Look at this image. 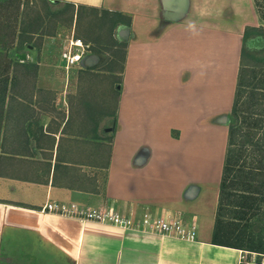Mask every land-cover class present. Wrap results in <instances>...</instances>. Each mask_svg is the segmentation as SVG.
<instances>
[{
    "label": "crops",
    "instance_id": "obj_1",
    "mask_svg": "<svg viewBox=\"0 0 264 264\" xmlns=\"http://www.w3.org/2000/svg\"><path fill=\"white\" fill-rule=\"evenodd\" d=\"M61 1L132 17L117 95H100L116 103L40 79L29 100L15 95L20 108L7 102L0 264H238L242 248L216 243L214 231L244 37L263 19L256 0ZM39 64L42 77L48 62ZM47 202L197 229L123 227L44 210Z\"/></svg>",
    "mask_w": 264,
    "mask_h": 264
},
{
    "label": "rangeland",
    "instance_id": "obj_2",
    "mask_svg": "<svg viewBox=\"0 0 264 264\" xmlns=\"http://www.w3.org/2000/svg\"><path fill=\"white\" fill-rule=\"evenodd\" d=\"M256 2L258 10L263 16L259 26L264 27V0H256ZM16 7L17 5L15 4L13 6L4 4L0 7L3 17L11 16L12 24H14L13 21L15 19L13 9ZM21 8L22 11L18 18L19 35L17 36V41L11 47H8L7 50L0 48L1 53L7 54L12 61L13 67H15V71L12 72L10 78L15 75L16 80H13V78L10 81L5 100L6 105L7 102H10L13 109L14 107L20 108L23 104L15 101V95L22 94V96H19L24 100H29L27 97L31 96L36 90L37 79L38 81L40 79L42 82H44L43 80H49L44 82L46 85H61L62 89L66 91H76L78 89L92 91L91 93L96 97L87 98L86 101L91 99L94 104L99 102L100 105L114 108L116 101H112L108 97L102 99L101 96H107L110 93L113 96L112 99H114V95H117L116 89L119 87L118 82L115 80L120 77L119 72L125 54V47L123 45L113 46L111 37L113 34L115 39L123 44L128 39L127 35L124 36L120 33L122 29L128 27L127 25L126 27L124 26L125 24L120 20V17L113 16L116 19V24L111 28V25L106 23L108 20L104 18L105 16L102 15V12L96 13L86 8L81 10L80 17L77 19V16L74 15V9H70V6L59 0H24ZM37 26L39 32L34 33L31 31ZM29 29L30 31H28ZM89 35L94 37V39H101L100 42L94 41L92 43L94 48L90 50V55H96V61L92 60V65L89 68L76 66L68 69L61 54L63 47L69 43L73 36L87 42ZM247 36L245 37L246 39L248 38L245 44L248 49L249 64L254 65L255 72H257L259 77H263L262 65L264 64L261 65L260 61H264V29H252ZM41 60L48 62V66H45V64L42 68V77L39 66ZM50 62L52 63L51 66ZM38 75L40 78L37 77ZM52 79L55 82H52ZM22 98L21 101L23 100ZM47 99L50 100L51 98ZM70 100L73 104L79 102L78 99L74 100L71 98ZM11 121H13V118ZM5 126H7V122L2 121L0 124V137ZM248 152L243 155L236 167L239 169L242 166L241 163L246 161V166L257 171L256 166L259 165L258 155L251 148H248ZM253 187L250 186L248 189L253 190ZM231 190V193H233L231 199L235 202L227 203L224 211L225 219L230 222L229 226L231 227L237 226L241 229L247 224L257 234L254 243L259 245L260 242L258 240L260 238L264 240V189L258 194L261 197L259 207H256L255 210H249L247 217L241 219V222H239L240 220H238L237 216L243 208L237 206L236 201L245 192L243 187L238 185L231 188ZM253 211L257 212L254 214ZM236 233L235 231L233 237L231 236L232 234L229 237L236 239ZM244 239L246 240H242V242L248 243L247 238Z\"/></svg>",
    "mask_w": 264,
    "mask_h": 264
},
{
    "label": "trees",
    "instance_id": "obj_3",
    "mask_svg": "<svg viewBox=\"0 0 264 264\" xmlns=\"http://www.w3.org/2000/svg\"><path fill=\"white\" fill-rule=\"evenodd\" d=\"M22 2H24V0H0V7L4 4H8V6H13V4L17 5V7L13 9L15 17L13 21L14 24L11 23V16L3 17L1 14L2 11H0V48L2 49L7 50L8 47H11L17 41V36L19 35L18 18L22 11ZM61 2L70 6V9H74V15L77 16V19L80 17L81 10L89 8L96 13L102 12V15L105 16L104 18L108 20L106 23H109L111 28H113L116 24V19L113 16H119L120 20L128 25L132 23V17L121 11L101 9L94 6L76 4L74 2ZM34 28L35 29L31 31L34 33L39 32L38 26ZM255 28L264 29V27H247L245 37H248V33ZM28 31H30V29ZM89 36L90 37L86 41L91 43V49L93 50L94 46L92 43H94V41L100 42L101 39H94L91 35ZM245 37L241 54V67L237 89L231 111L228 147L221 182L214 241L219 244L264 251V240L260 238L258 240L260 244L256 245L254 241L257 234L254 233L247 224H245L241 229L237 226L231 227L229 226L230 222H228L224 217V211L227 203L235 202L231 199V195L233 194L231 193V188L238 185L243 187V191L245 192L239 196L238 201H236V205L243 208L237 216L239 218L238 220H240L239 222H241V219H245L247 217L249 210H255L256 207H259L261 197H259L258 194H260L264 189V76L259 77L257 72H255L254 65L249 64L248 49L245 44L248 38L246 39ZM111 40V44L113 46H127V43L123 44L120 41H117L113 34ZM260 64H264V61H260ZM262 66L264 71V65ZM14 71L15 67H13L10 57L7 54L1 53L0 50V124L5 117V100L9 87V80L12 78H10V76ZM13 76L15 79V75ZM248 148H251L252 151L258 155L257 160L259 165L256 166L257 171H254L253 168L246 166V161L241 163L242 166H240L239 169L236 167L237 164H239V161L243 158V155L249 153ZM250 186H254V189H248ZM253 212L255 214L257 211ZM235 231L237 232L235 235L236 239H232ZM230 235L232 237H229ZM244 238H247L248 243L242 242V240H246Z\"/></svg>",
    "mask_w": 264,
    "mask_h": 264
},
{
    "label": "built area",
    "instance_id": "obj_4",
    "mask_svg": "<svg viewBox=\"0 0 264 264\" xmlns=\"http://www.w3.org/2000/svg\"><path fill=\"white\" fill-rule=\"evenodd\" d=\"M91 50V43L85 42L74 36L62 49V58L65 66L69 69L83 61ZM43 209L54 210L68 215L79 216L82 219H93L109 222L123 227L149 229L152 231L178 235L181 237H195L197 225L185 226L181 219L169 220L165 217H155L150 212H145L143 217H136L134 213L109 207H84L77 203H53L47 202ZM238 264H264V251L242 248L240 250Z\"/></svg>",
    "mask_w": 264,
    "mask_h": 264
},
{
    "label": "water",
    "instance_id": "obj_5",
    "mask_svg": "<svg viewBox=\"0 0 264 264\" xmlns=\"http://www.w3.org/2000/svg\"><path fill=\"white\" fill-rule=\"evenodd\" d=\"M128 32H129L128 31V28H126V29L124 28V29L121 30L120 33L125 36V35L128 34ZM92 60L93 61L94 60L96 61V55H90V54L89 55H86L85 58H84V60L82 61L83 62V65H92Z\"/></svg>",
    "mask_w": 264,
    "mask_h": 264
}]
</instances>
